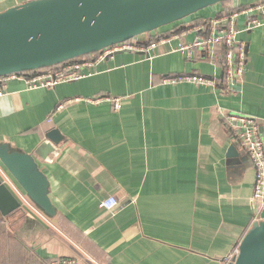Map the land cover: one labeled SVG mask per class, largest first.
Returning a JSON list of instances; mask_svg holds the SVG:
<instances>
[{
    "label": "crops",
    "instance_id": "obj_1",
    "mask_svg": "<svg viewBox=\"0 0 264 264\" xmlns=\"http://www.w3.org/2000/svg\"><path fill=\"white\" fill-rule=\"evenodd\" d=\"M23 1L0 0V10ZM263 1L221 3L140 36L146 50L106 57L77 81L51 88L29 87L23 78L0 83V145L32 157L56 209L50 216L36 205L0 162V179L21 194L19 209H0V221L38 262L228 264L263 210L252 199L253 165L234 137L240 124L226 116L256 118L264 141V26L245 31L248 15L237 19L246 66L233 91H223L222 50L213 58L175 49L220 12ZM181 73L216 85L163 84ZM103 94L120 97L122 109L92 102ZM52 130L63 136L58 143ZM112 196L117 203L107 209ZM4 206L11 207L8 198Z\"/></svg>",
    "mask_w": 264,
    "mask_h": 264
},
{
    "label": "water",
    "instance_id": "obj_2",
    "mask_svg": "<svg viewBox=\"0 0 264 264\" xmlns=\"http://www.w3.org/2000/svg\"><path fill=\"white\" fill-rule=\"evenodd\" d=\"M227 0H26L0 10V77L51 67L151 34ZM58 143L63 136L52 130ZM0 162L28 197L54 216L48 179L31 156L0 145ZM5 184L0 179L3 214ZM229 264H264V209L238 245Z\"/></svg>",
    "mask_w": 264,
    "mask_h": 264
},
{
    "label": "built area",
    "instance_id": "obj_3",
    "mask_svg": "<svg viewBox=\"0 0 264 264\" xmlns=\"http://www.w3.org/2000/svg\"><path fill=\"white\" fill-rule=\"evenodd\" d=\"M259 11L260 14H251ZM241 15H248L246 18L244 30L251 31L255 28L264 26V1L247 6L228 14L220 16L209 22L208 25L200 24L195 27L198 36L191 42L181 41L176 51L186 53L192 57L193 53L198 50L207 52L213 58H217V48L223 46L224 63H223V91H233L236 82L244 74L246 66V50L245 44L238 38L239 29L237 27V19ZM164 41L163 39L161 42ZM157 42L150 44V47L155 48ZM146 45H142L136 41H124L107 47L91 59L72 62L66 64L61 69L48 70L35 75H26L22 73H13L0 77V83L3 86L11 79L23 78L26 80L29 87L45 86L55 87L58 84L70 81H77L85 76L92 74L90 68L96 66L97 62L106 57L113 56L118 52L144 51ZM163 84H178L181 82H190L194 84H204L215 86L216 81L211 77L197 73H181L170 74L163 78ZM2 94V90H0ZM110 103L114 110L122 109V99L117 96H99L92 99V102ZM226 121L230 124L239 122V129L234 131V137L241 148L247 153L254 171L255 180L253 186V201L257 202L261 209H264V141L260 134V123L251 116H243L238 114H227ZM115 197H110L103 202L104 207L110 209L116 205ZM238 249L232 254V256ZM231 256V258H232ZM228 259V264L231 261ZM76 258H52L50 264H77Z\"/></svg>",
    "mask_w": 264,
    "mask_h": 264
},
{
    "label": "rangeland",
    "instance_id": "obj_4",
    "mask_svg": "<svg viewBox=\"0 0 264 264\" xmlns=\"http://www.w3.org/2000/svg\"><path fill=\"white\" fill-rule=\"evenodd\" d=\"M3 189L5 190L3 197L8 198L10 205L13 204V202L16 203L19 201L18 199L21 198V194L18 190H13L10 186L6 185ZM9 208L11 207H8V209ZM3 230L4 232L6 231V234H3ZM3 230H0V264H35L36 260L32 258L33 256H31L29 252H25L24 248H22L18 242H16L12 251H8V244L12 241H9L8 239L6 228H3ZM11 230L16 234L15 228H11Z\"/></svg>",
    "mask_w": 264,
    "mask_h": 264
},
{
    "label": "trees",
    "instance_id": "obj_5",
    "mask_svg": "<svg viewBox=\"0 0 264 264\" xmlns=\"http://www.w3.org/2000/svg\"><path fill=\"white\" fill-rule=\"evenodd\" d=\"M232 0H227V1H225V2H223L222 4H227V3H229V2H231ZM212 7V6H211ZM223 12L224 11H222V13L220 12L219 14H220V16H223L224 14H223ZM218 14V15H219ZM223 14V15H222ZM191 16H193V15H191ZM188 17H190V16H188ZM188 17H186V18H188ZM207 21H209V20H206L205 22L206 23H208ZM194 22V21H193ZM198 22H200V21H198ZM209 24V23H208ZM208 24H206V25H208ZM165 35V34H164ZM161 36H159V37H157V36H155L154 38H152V39H150V40H156V39H158V38H160ZM138 38L139 37H136V38H133V39H130L129 41H136V42H138ZM218 50H222V55H221V60L219 61L218 60V62H219V65H221V66H223V63H224V50H223V46H219L218 48H217V51ZM98 54V52L97 53H93V54H88V55H84V56H81V57H78V58H75V59H72V60H69V61H66V62H64V63H61V64H57V65H54V66H51V67H44V68H40V69H36V70H32V71H27V72H23V74H26V75H35V74H38V73H41V72H45V71H48V70H57V69H61L62 67H64L66 64H68V63H72V62H78V61H84V60H88V59H91V58H94L96 55ZM217 62V63H218ZM170 75V74H169ZM168 76V75H167ZM164 77H166V76H164ZM105 95H108V94H105ZM100 96H104V94L103 95H100ZM97 97H99V96H97ZM19 209V208H18ZM23 209V208H22ZM13 212H15V211H13ZM12 212V213H13ZM11 224L8 222V224L6 223L5 225L3 224V222L2 221H0V230H3V228H6V230H7V236H8V239H9V241H12L10 244H8V246H9V249H8V251H12V249L15 247V245H16V242H18V244H20L21 245V247L22 248H24V250H25V252H29V254H31L30 253V250H29V248H28V246H26V244L17 236V234H15L12 230H11ZM3 234H6V231L4 232V230H3ZM31 256H33L32 254H31ZM32 258H34L37 262L35 263V264H45L44 262L43 263H41V262H38V259H36L35 258V256H33ZM50 262H51V260H49V264H50ZM13 264V263H12Z\"/></svg>",
    "mask_w": 264,
    "mask_h": 264
}]
</instances>
